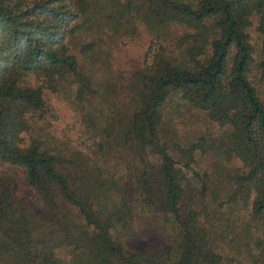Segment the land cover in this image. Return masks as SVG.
I'll return each mask as SVG.
<instances>
[{
    "label": "trees",
    "instance_id": "16d2710c",
    "mask_svg": "<svg viewBox=\"0 0 264 264\" xmlns=\"http://www.w3.org/2000/svg\"><path fill=\"white\" fill-rule=\"evenodd\" d=\"M145 4L159 27L189 32L170 51L159 40L150 46L114 137L137 165L112 169L22 137L45 119L43 91L55 92L57 79H72L78 102L94 94L65 41L88 2L0 0V164L21 169L34 195L16 198L0 177V264H264V0ZM252 18L263 101L247 77ZM172 96L228 130L218 158L239 168L212 197L228 211L222 233L205 224L208 202L183 185L211 189L208 174L190 168L203 141L173 147L174 156L160 141L161 108Z\"/></svg>",
    "mask_w": 264,
    "mask_h": 264
},
{
    "label": "rangeland",
    "instance_id": "374dc122",
    "mask_svg": "<svg viewBox=\"0 0 264 264\" xmlns=\"http://www.w3.org/2000/svg\"><path fill=\"white\" fill-rule=\"evenodd\" d=\"M85 1L88 9L71 24L74 26L72 34L65 41L79 73L90 80L94 94L89 100L78 102L77 87L72 79H57L55 92L43 91L45 119H33L29 132L22 137L25 142L29 137L34 138L61 153L79 152L101 167L117 169L127 162L137 165L132 161L130 150L121 147L114 138L132 111L135 75L149 64L152 43L159 40L170 51L176 38L189 31L180 26L159 27L147 13L145 0ZM179 1L194 5L197 0ZM251 22L247 35L252 47V63L247 77L257 97L263 101V83L257 69L262 58V38L255 32L256 19L252 18ZM30 83H35L32 78ZM160 113L159 138L172 156L175 146L186 148L199 139L203 141V151L194 153L190 168L199 174H208L211 189L202 195L191 181L183 185L186 193L208 202L204 209L206 226L219 233L226 231L228 211L216 208L212 197L216 190L228 189V173L239 168L238 164L226 165L218 158L219 149L227 138V128L211 123L203 113L183 105L175 96L166 101ZM99 142L102 148L96 151ZM0 177L9 179L16 198L34 201L21 169L0 164Z\"/></svg>",
    "mask_w": 264,
    "mask_h": 264
}]
</instances>
